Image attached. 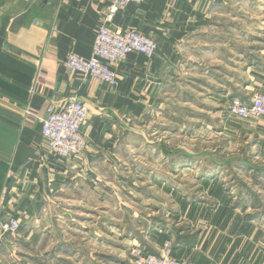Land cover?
I'll return each mask as SVG.
<instances>
[{"label":"crops","instance_id":"1","mask_svg":"<svg viewBox=\"0 0 264 264\" xmlns=\"http://www.w3.org/2000/svg\"><path fill=\"white\" fill-rule=\"evenodd\" d=\"M228 1L238 0H150L119 10L106 26L137 30L158 50L111 66L118 85L110 88L64 65L68 53L90 58L107 0H0V211L20 222L0 264H126L131 247L157 255L168 240L181 264H264L259 225L233 191L193 171L180 148L166 151L170 141L151 139L157 131L145 122L172 106L188 123L159 129L186 135L191 149L201 140L264 145V120L228 116L232 98L264 95V14L252 34L239 23L212 26L235 19L220 10ZM73 97L89 109L87 147L64 160L45 149L41 120Z\"/></svg>","mask_w":264,"mask_h":264},{"label":"built area","instance_id":"2","mask_svg":"<svg viewBox=\"0 0 264 264\" xmlns=\"http://www.w3.org/2000/svg\"><path fill=\"white\" fill-rule=\"evenodd\" d=\"M107 13L98 27L90 58L84 59L68 53L64 65L84 80L92 79L110 88L118 85L116 74L111 66L123 62L130 53L145 59H152L158 50L155 41L137 30L109 29L106 24L128 4L139 5L150 0H107ZM217 0H212L216 3ZM228 115L239 121L264 120V95L255 94L249 103L232 98L228 105ZM89 116L85 102L71 98L61 109L49 106L41 120L40 134L45 149L61 159L80 157L86 150V140L82 127ZM20 229L18 218L12 213L0 211V253L7 237H15ZM173 244L165 241L157 255L147 253L140 245L131 251L132 264H181L172 257Z\"/></svg>","mask_w":264,"mask_h":264},{"label":"rangeland","instance_id":"3","mask_svg":"<svg viewBox=\"0 0 264 264\" xmlns=\"http://www.w3.org/2000/svg\"><path fill=\"white\" fill-rule=\"evenodd\" d=\"M260 1L264 0H238L233 1V3L229 1L226 2V7H222L220 10L230 15L233 13L235 19H228L223 22L216 20L213 21L212 26H222L230 29L236 27L239 23L241 28L252 34L253 30L258 28L262 23L260 17L264 14V5ZM239 16L241 19H239ZM244 39L245 42L248 41V43H250L249 45H252V40H262L263 37L262 35L258 37L246 36ZM257 42L258 45H261L260 41ZM168 100L172 103L171 96ZM171 108L172 106L167 110L169 112L168 115L161 114V112L158 111H154L152 114L148 115L145 122L150 125V131H154L155 133L157 131V134L152 138L150 136V138L154 140L158 139L165 143L169 140L170 143L165 144V147H167L165 149L166 151L171 152L173 148H175V150L176 147L180 148L182 161L190 162L189 166L193 168V171L207 172L208 174L212 173L218 177L224 187L232 190L234 193V202L241 207L245 216L258 223L261 233V242L264 245V145H261L259 148L251 149L249 145L243 143H238V145H234L233 143H227L228 145L221 143L205 144L203 140H201L202 142H195L196 144H193L195 146L191 149L189 147V138L186 135L182 134L181 138L178 136L172 138L171 132H162L161 129H159L165 126V129L171 130L176 124L178 127L188 123V114L186 112H181V116L179 115L174 118ZM185 111L188 110L186 109ZM152 132H150V135ZM191 152L194 154L193 160L191 159L193 162L189 159ZM169 169L172 168L169 166ZM180 182L182 186H190L194 183L193 180L184 178H182ZM132 184L137 186L136 181H133ZM169 208L172 209L171 202L165 197L166 212ZM154 217L157 218L160 216L155 215ZM155 228L154 230H158V227ZM140 246L142 247V245ZM133 247L129 250V258H123L126 264H132L131 251ZM0 263H2V261H0Z\"/></svg>","mask_w":264,"mask_h":264},{"label":"water","instance_id":"4","mask_svg":"<svg viewBox=\"0 0 264 264\" xmlns=\"http://www.w3.org/2000/svg\"><path fill=\"white\" fill-rule=\"evenodd\" d=\"M47 1V0H46Z\"/></svg>","mask_w":264,"mask_h":264}]
</instances>
